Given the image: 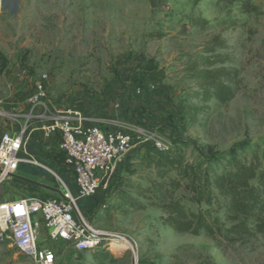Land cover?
<instances>
[{"label":"rangeland","instance_id":"1","mask_svg":"<svg viewBox=\"0 0 264 264\" xmlns=\"http://www.w3.org/2000/svg\"><path fill=\"white\" fill-rule=\"evenodd\" d=\"M251 3L256 13L226 6L223 0H0V134L23 124L26 99L42 76L54 103L77 106L82 98L118 103L135 131L137 145L118 168L105 201L98 194L86 217L81 211L103 234L99 252L78 253L56 244L54 264H95V259L103 264H264L260 243L230 245L175 233L162 224L159 211L135 194L136 187L161 181L157 170L140 165L146 138V144L156 141L167 148L183 144L189 161L207 149L221 155L240 147V157L250 159L254 152L261 159L264 0ZM215 37L224 48L203 53ZM206 56L220 57L224 68L238 71L236 95L226 104L192 99L198 84L190 69L201 68L200 57ZM177 105L205 112L184 126ZM129 156L133 176L121 172ZM174 177L171 173L162 181ZM23 178L32 176L24 173ZM121 179L135 187L124 189L125 198L113 191ZM24 195L13 181L0 187L1 201ZM128 197L145 208H131ZM112 239L128 244L115 247ZM0 264L34 263L0 243Z\"/></svg>","mask_w":264,"mask_h":264},{"label":"trees","instance_id":"2","mask_svg":"<svg viewBox=\"0 0 264 264\" xmlns=\"http://www.w3.org/2000/svg\"><path fill=\"white\" fill-rule=\"evenodd\" d=\"M223 2L226 6L238 5L245 13L257 12L251 0ZM217 48L223 49L224 44L215 37L207 43L203 53L213 54ZM200 62L201 68L194 65L190 69L198 84L192 99L202 103L230 102L239 84L238 71L224 68V60L217 56L200 57ZM175 110L184 126L194 123L197 116L205 112L203 107L194 105H177ZM182 147L183 144L178 146V143L166 149L144 145L140 165L145 170H157L161 181L135 188L130 182L124 185L121 179L113 191L125 198L124 189L135 188L137 197L159 211L162 224L175 233L220 239L230 245L247 246L256 242L264 246V151L261 159L254 152L248 159L240 157L243 147L231 148L221 155L207 149L198 153L196 160L189 161ZM130 158L121 172L133 176L135 171L128 167ZM171 173L174 179L163 182ZM180 191L184 194L178 197ZM127 200L133 209L145 208L135 199L128 197ZM100 246L91 251L98 253ZM101 254L103 258L108 257L107 253ZM95 264H103L102 259H95Z\"/></svg>","mask_w":264,"mask_h":264},{"label":"built area","instance_id":"3","mask_svg":"<svg viewBox=\"0 0 264 264\" xmlns=\"http://www.w3.org/2000/svg\"><path fill=\"white\" fill-rule=\"evenodd\" d=\"M47 80L42 76L26 99L25 125L17 132L0 134V187L16 178L22 164L39 165L25 157L28 122H34L33 131L57 141L62 164L72 172L77 187L73 196L51 172L59 184L58 198L29 194L0 203V243L14 247L34 264H54L56 244L70 245L78 252L91 251L100 244L103 234L84 220L79 204L90 205L99 193L101 202L105 201V193L112 188L118 168L137 145L131 127L109 131L87 125L89 119L81 109L51 101ZM114 107L120 105L115 103ZM141 142L147 145L149 140ZM148 144L167 148L156 141Z\"/></svg>","mask_w":264,"mask_h":264},{"label":"crops","instance_id":"4","mask_svg":"<svg viewBox=\"0 0 264 264\" xmlns=\"http://www.w3.org/2000/svg\"><path fill=\"white\" fill-rule=\"evenodd\" d=\"M75 106V105H74ZM81 109L85 116L89 119L87 125L100 126L104 130H115L117 128L128 129L131 127L129 124V115L125 107L115 108L109 102H95L82 98L80 103L75 106ZM27 114V113H25ZM24 114V115H25ZM24 115L22 116L23 124L16 127L10 126L4 132H17L25 125ZM34 122H28V141L25 148V157L30 158L39 165L22 164L16 174V178L12 180L16 183L17 188L26 192V197L29 194H36L47 198H58L60 196L59 184L57 179L51 172L66 185L73 196L77 194V187L74 184L72 172L65 168L62 164V154L58 148V143L53 139H46L39 132L32 129ZM27 173L32 176V179H24L23 175ZM101 193H99L100 200ZM15 199L4 200L0 203L12 201ZM98 200V196L92 203L86 206L84 203L79 204V209L82 211L84 217L87 212L92 209L94 201ZM86 206V207H85Z\"/></svg>","mask_w":264,"mask_h":264},{"label":"bare ground","instance_id":"5","mask_svg":"<svg viewBox=\"0 0 264 264\" xmlns=\"http://www.w3.org/2000/svg\"><path fill=\"white\" fill-rule=\"evenodd\" d=\"M116 238V237H114ZM114 243L115 247H122L124 246L127 242L124 239H115V240H110ZM112 243V244H113ZM128 244V243H127ZM112 248V247H111ZM125 248V247H124ZM114 249V248H113Z\"/></svg>","mask_w":264,"mask_h":264},{"label":"water","instance_id":"6","mask_svg":"<svg viewBox=\"0 0 264 264\" xmlns=\"http://www.w3.org/2000/svg\"><path fill=\"white\" fill-rule=\"evenodd\" d=\"M132 264H136L135 260L132 261Z\"/></svg>","mask_w":264,"mask_h":264}]
</instances>
